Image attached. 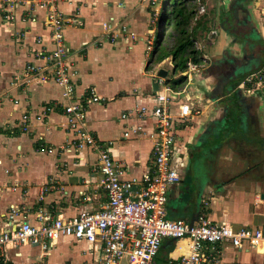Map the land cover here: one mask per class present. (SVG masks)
Here are the masks:
<instances>
[{"label":"crops","instance_id":"0c3cea01","mask_svg":"<svg viewBox=\"0 0 264 264\" xmlns=\"http://www.w3.org/2000/svg\"><path fill=\"white\" fill-rule=\"evenodd\" d=\"M36 1L15 5L14 21L4 20L0 4V230L9 226L5 214L11 205L29 207L30 217L35 221L40 211L70 217L97 209L107 201L99 184L102 177L99 155L90 148L78 149L73 145L74 136L63 111L65 104L83 96L90 87L96 89L102 101L89 105L84 128L98 139L111 142L115 158L127 163V177L151 173L153 120L140 118L136 110L154 104L150 96L154 89L152 80L160 69L168 73V81L179 79L185 72L176 71L173 55L155 65L145 45L132 41L130 36L120 35L116 42L110 41L103 23L109 20L126 23L131 0H73L62 1L60 8L66 14L78 9L84 22L81 27L66 28V41L71 48L69 61L76 71L74 97H65L55 83L23 89L12 87L13 75L32 58L30 50L36 46L35 38L43 36L46 46L52 48L44 25L46 9ZM193 5L188 3L189 8L193 9ZM29 10L39 14L38 22L24 19L22 15H28ZM252 10L255 29L252 36L245 37L255 45L254 53L249 56L244 53L238 58L237 53L244 49L240 40L233 39L234 30L225 25L211 47L215 57L222 53L223 59L217 60L215 71L201 70L212 97L216 95V78L223 81L217 90L225 83V94L219 93L222 97L233 86L230 92L238 95V112L233 120H229V114L227 120L220 122L205 108V115L195 116L179 128L183 151L178 168L183 180L169 193L170 219L192 222L193 217L205 212L217 224L264 228V85L251 93L240 87L245 77L262 68L264 62V37L253 0ZM194 17L186 21L189 27L194 24ZM20 31L26 32L27 45L17 40ZM230 62L241 71L234 70L230 74L233 78L225 82L228 72L223 68ZM202 81L199 79L193 87L205 99L200 89ZM195 92L190 96L192 100ZM15 99L20 103L15 104ZM54 103L59 106L45 122L34 120L29 132L21 130L24 112H37ZM220 111L222 108L217 115ZM45 148H51L52 152ZM16 184L19 187L15 190ZM190 243L188 239H165L160 250L165 253V264L186 254ZM221 248L225 264H264L260 250L250 247L240 250L230 243L222 244ZM6 254L0 264H80L97 259L101 249L84 240L64 237L48 252L24 245L10 247Z\"/></svg>","mask_w":264,"mask_h":264},{"label":"built area","instance_id":"2783aa9c","mask_svg":"<svg viewBox=\"0 0 264 264\" xmlns=\"http://www.w3.org/2000/svg\"><path fill=\"white\" fill-rule=\"evenodd\" d=\"M62 1L73 0L36 1L46 9L44 25L52 48L46 46L43 36L35 38L36 46L30 50L31 60L13 75L10 86L23 89L35 84L55 83L65 97H74L76 71L69 61L71 48L66 41V28L81 27L84 22L78 9L66 14L60 8ZM23 2L26 0H0L4 20L14 21L12 8ZM253 3L264 37V0H254ZM204 10L203 7L201 12ZM22 16L26 21H39V14L32 10ZM103 27L111 42H116L120 35L132 34L128 24L114 20L104 22ZM16 36L18 41L27 45L26 32L20 31ZM202 67L201 62L189 58L183 73L186 79L181 86L171 87L161 77L159 90L150 92L154 104L136 110L140 118L150 117L155 129L151 149L153 171L141 177H127V163L115 158L111 142L98 139L84 128L89 105L102 101L94 87L65 104L63 111L74 136L73 145L78 149L90 148L99 155L98 169L102 176L99 184L107 201L97 209L84 210L70 217L40 211L35 221L30 217L29 207L11 205L5 214L9 226L0 230V259L7 258L6 250L10 247L31 245L48 252L64 237L100 247L101 255L97 259L80 264H153L164 240L169 238L191 242L190 250L180 258L171 259L169 264H225L221 248L225 243L240 250L254 248L264 255V228L217 224L205 212H200L193 222L167 217L169 193L183 180L178 168L182 164L179 159L183 151L179 127L187 125L201 113L189 91L194 76ZM262 85L264 62L262 68L245 77L240 87L251 93ZM14 102L20 103L19 99ZM57 106L59 104L54 103L37 112H24L21 130L29 132L34 120L45 122ZM46 150L52 152L51 148ZM18 187L16 184L13 189Z\"/></svg>","mask_w":264,"mask_h":264},{"label":"rangeland","instance_id":"374dc122","mask_svg":"<svg viewBox=\"0 0 264 264\" xmlns=\"http://www.w3.org/2000/svg\"><path fill=\"white\" fill-rule=\"evenodd\" d=\"M161 1L162 0H131L129 2V15L126 20L127 22L123 23L130 26V31L132 32V34H130V37L132 41L143 43L147 51L150 52V56L152 58L154 56H157V54L159 53L158 50L156 51V49H158L159 47H165L169 50L172 49L178 43L181 36L180 31L175 29L172 25L171 27H169L168 31L163 34L162 37L161 31L164 21V12H162ZM191 2H193L194 4L193 9L195 10V19L194 24L189 27V33L192 35V40L194 42L196 50L200 52L196 55V58H198L199 62L205 63L201 70L206 68V71L208 69L210 71H215L214 68L217 65V60L220 58L223 59L222 53L215 57V55L213 54V50H211V47L215 45L217 39L220 36V29H223L222 27H224L225 25L229 30H234L236 34L233 35V39H235V41L240 40L239 43L244 49V51H241V53H237L238 58H242V54L244 55V53L247 55L254 53L255 45L250 44L249 40H246L245 37V35L247 34L249 36H252V30L253 28L255 29L254 17L253 14H251V12H253L252 0H191ZM165 5H167L168 7V3H166ZM203 7L206 8L202 13L201 10ZM255 13L258 14L257 11ZM198 22L201 23V26L195 27L197 26ZM236 24H242L243 26H246V29L241 28L240 26H236ZM235 41L233 40V42ZM232 43L230 47L233 46ZM232 58L238 60L237 57ZM205 59H207L208 61H205ZM155 65L151 63V69H154ZM227 65L228 69L226 65L225 68H223L228 72L224 77L226 79L225 82L228 79L233 78L230 74H232L234 70L241 71L236 66H233L231 62L227 63ZM197 73L198 74L194 76V79L192 81V91L190 89L189 93L190 96H192V94H194V92L197 90L193 86L197 83V81H199V79H203V88L200 87V89L203 91L206 98L204 99V96H202V93L200 94L199 90L195 92L196 96L194 97V102H196V104L199 106L201 105V113L199 115H205L206 113L204 112L206 108L207 111L209 110L208 113H212V115L218 117L220 122L227 120L229 118V114V120H233L235 118V112H238L236 108V97L238 95H231L228 99L229 101L227 104V102L223 100L224 98L220 96L219 90H217V87L223 81L219 82L217 80L218 78H216V81L214 83V85H217L214 90L216 92V95L212 97V91L209 92L206 87V75L201 71ZM198 75H200L201 77H199ZM170 76L172 78L174 74L171 73ZM166 81L168 80L166 79ZM168 82L173 83V81L171 80ZM211 85H213V83ZM221 108L222 111H220L219 115H217V111ZM179 128L182 129L183 127L180 126ZM153 264H165V253L163 250L158 253Z\"/></svg>","mask_w":264,"mask_h":264},{"label":"trees","instance_id":"16d2710c","mask_svg":"<svg viewBox=\"0 0 264 264\" xmlns=\"http://www.w3.org/2000/svg\"><path fill=\"white\" fill-rule=\"evenodd\" d=\"M191 2V0H162V12H164V21L162 24V31L161 35L163 37V34L168 31L169 27L172 25L175 29L180 31V39L178 43L172 48V49H166L165 47L161 48L159 47L156 49L158 50L157 56H154L152 58L151 62H161L167 57L173 55L174 56V62H175V68L176 71H185L187 68V62L190 57H193L195 61L198 62V58H196V55L200 52L196 50L194 46V42L192 40V35L189 33V24L186 23L190 18H192L195 14L194 10L192 8H189L188 3ZM168 3L167 5H165ZM182 19L184 22H182ZM186 23V26H185ZM201 23H198L196 27H200ZM161 37V38H162ZM155 53V52H154ZM153 53V54H154ZM186 79V76H182L179 79L171 80L173 81V84H175V87L180 86L184 83ZM172 83V82H170Z\"/></svg>","mask_w":264,"mask_h":264},{"label":"water","instance_id":"95a60500","mask_svg":"<svg viewBox=\"0 0 264 264\" xmlns=\"http://www.w3.org/2000/svg\"><path fill=\"white\" fill-rule=\"evenodd\" d=\"M167 75H168V73L165 71V70H159V72H158V74H157V76H155L154 78H153V80H152V84H153V88H154V90L155 91H158L159 90V88H160V83H159V81H160V77H162V78H167ZM230 83V82H229ZM228 83V84H229ZM225 84V83H224ZM223 84V85H224ZM227 84V83H226ZM223 85H222V88L220 89V91H219V93L220 94H225V92H226V88L225 87H223ZM233 87V86H232ZM232 87L230 88V89H232ZM230 89H229V93H228V95L226 96H224L223 98L225 99L226 98V102H227V104H228V99H229V97L233 94L232 92H230ZM231 93V94H230ZM195 220V217H193V219H192V222Z\"/></svg>","mask_w":264,"mask_h":264},{"label":"flooded vegetation","instance_id":"af4514ba","mask_svg":"<svg viewBox=\"0 0 264 264\" xmlns=\"http://www.w3.org/2000/svg\"><path fill=\"white\" fill-rule=\"evenodd\" d=\"M254 1V0H253ZM236 26H240L241 28L246 29V26H243L242 24H236Z\"/></svg>","mask_w":264,"mask_h":264},{"label":"bare ground","instance_id":"6f19581e","mask_svg":"<svg viewBox=\"0 0 264 264\" xmlns=\"http://www.w3.org/2000/svg\"><path fill=\"white\" fill-rule=\"evenodd\" d=\"M179 251V250H178Z\"/></svg>","mask_w":264,"mask_h":264}]
</instances>
